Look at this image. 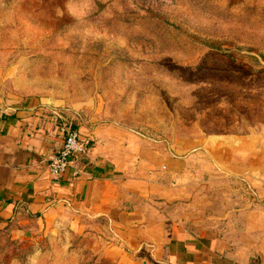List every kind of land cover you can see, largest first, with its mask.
Wrapping results in <instances>:
<instances>
[{
    "label": "rangeland",
    "instance_id": "obj_1",
    "mask_svg": "<svg viewBox=\"0 0 264 264\" xmlns=\"http://www.w3.org/2000/svg\"><path fill=\"white\" fill-rule=\"evenodd\" d=\"M34 100L178 154L261 139L264 0H0V103ZM226 176L211 193L260 202ZM121 235L103 218L0 228V264H132Z\"/></svg>",
    "mask_w": 264,
    "mask_h": 264
},
{
    "label": "crops",
    "instance_id": "obj_2",
    "mask_svg": "<svg viewBox=\"0 0 264 264\" xmlns=\"http://www.w3.org/2000/svg\"><path fill=\"white\" fill-rule=\"evenodd\" d=\"M51 112L36 100L0 103V228L26 236L44 220L103 218L138 257L132 264H264V137L178 154L71 112L86 149L76 168L53 179L47 159L63 132ZM226 175L253 186L260 202L211 193L214 178ZM181 206L186 224L175 215Z\"/></svg>",
    "mask_w": 264,
    "mask_h": 264
},
{
    "label": "built area",
    "instance_id": "obj_3",
    "mask_svg": "<svg viewBox=\"0 0 264 264\" xmlns=\"http://www.w3.org/2000/svg\"><path fill=\"white\" fill-rule=\"evenodd\" d=\"M52 114L60 122V129L63 132L62 146L47 159L49 175L56 179L62 175L67 167H77L85 152L86 145L81 139L78 129L73 126L72 118L56 110Z\"/></svg>",
    "mask_w": 264,
    "mask_h": 264
}]
</instances>
